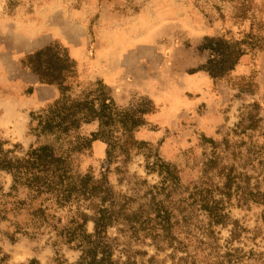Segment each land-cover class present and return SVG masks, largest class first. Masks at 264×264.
I'll use <instances>...</instances> for the list:
<instances>
[{"label": "rangeland", "instance_id": "1", "mask_svg": "<svg viewBox=\"0 0 264 264\" xmlns=\"http://www.w3.org/2000/svg\"><path fill=\"white\" fill-rule=\"evenodd\" d=\"M222 38L229 42L210 48L209 40ZM51 43L73 59L78 50L83 67L75 59L77 73L67 85L35 92L32 73L20 61ZM224 56L228 66L237 64L222 75ZM97 83L110 89L121 114L118 129L109 143L96 140L77 156L74 168L77 175L106 178L109 190L83 210L93 217L105 207L118 217L109 229L121 239L115 259L126 261L123 249L132 247L144 252L134 257L138 264L152 258L151 264H203V254L239 248L241 264H264V204L256 199L264 194V0H0L4 150L24 156L35 141L28 136L32 114L64 93L96 90ZM31 86L34 93L27 95ZM99 131L98 121L83 127L87 135ZM164 163L177 171V190L159 174ZM227 183L229 223L211 224L190 195L198 186ZM11 185V175L0 171V187L8 192ZM160 206L172 210L173 223L182 220L173 236L189 246L187 254L177 255L167 241L142 243L120 232L132 220H156ZM94 228L90 220L87 229ZM233 229L241 235L237 241ZM54 237L50 226L18 209L0 220V264H76L81 252L55 245Z\"/></svg>", "mask_w": 264, "mask_h": 264}, {"label": "trees", "instance_id": "2", "mask_svg": "<svg viewBox=\"0 0 264 264\" xmlns=\"http://www.w3.org/2000/svg\"><path fill=\"white\" fill-rule=\"evenodd\" d=\"M209 41L211 49H214V45L221 46L229 42L226 38L219 42ZM229 61L224 56L222 64L226 68L222 75L235 69L237 61L228 66ZM20 63L21 68L36 75L41 84L59 88L67 85L68 80L77 73L76 60L58 43L35 51ZM213 63L216 61L211 58L210 64ZM96 85V90L85 91L77 97L64 93L53 105L32 114L28 136L35 141L24 156L12 155L13 152L4 150L0 142V171L8 172L12 178L10 191L5 192L0 187V220H8V214L24 209L39 226L48 225L56 232L55 245H66L81 252L76 264H138L134 257L144 252L133 250L132 247L123 249L126 261L115 259V248L121 239L109 235V229L119 221L112 210L99 207L93 210V217L83 210L84 205L95 195L109 188L105 176L102 180H96L94 176L77 175L74 168L76 158L89 151L96 140L109 143L108 135L118 129L116 117L121 116L110 89L100 83ZM33 93L34 87L31 86L27 95ZM95 121L100 122V131L92 135L85 134L83 127ZM165 167L166 171L160 170L159 174L166 181H172L177 190L179 176L176 169L170 164H162V169ZM215 192L221 197L218 198ZM231 196V184L227 183L219 189L198 186L190 199L192 204L206 211L211 224L227 225L229 215L225 212V203ZM256 199L264 204V194L256 195ZM121 215L122 218L129 217L125 210H122ZM157 216L156 220L147 218L139 221L135 218L119 230L129 240L135 238L139 241L142 237L144 243L152 237L156 243L167 241L168 247L174 249L176 254H187L189 246L183 239L173 236V229L177 225L182 226V220L178 218L173 223L172 210H166L164 206H160ZM64 220L66 223L60 227L59 224ZM90 220L95 224L93 233L87 229ZM18 231L25 230L19 228ZM238 232V229L231 230L233 241L241 238ZM185 257L179 259L187 262L188 258ZM201 258L203 264H241L243 256L239 248H232L225 254H203ZM153 260L150 259L149 263H153ZM30 264L38 262L33 260Z\"/></svg>", "mask_w": 264, "mask_h": 264}, {"label": "crops", "instance_id": "3", "mask_svg": "<svg viewBox=\"0 0 264 264\" xmlns=\"http://www.w3.org/2000/svg\"><path fill=\"white\" fill-rule=\"evenodd\" d=\"M74 53H73V57L78 61V64H79V70L81 71V69H82V60H81V57H80V55H79V53H78V50L76 51V49H75V51H73ZM31 77H33V79H32V84H34V86L35 85H37V88H36V90H35V92H38V90L39 89H45V90H54V91H57V89H56V87L55 86H50V85H44V84H41L40 83V81H39V78L36 76V75H34V74H32V76Z\"/></svg>", "mask_w": 264, "mask_h": 264}]
</instances>
